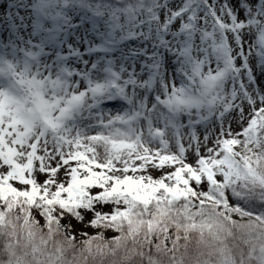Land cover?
Masks as SVG:
<instances>
[{"label":"snow or ice","instance_id":"snow-or-ice-1","mask_svg":"<svg viewBox=\"0 0 264 264\" xmlns=\"http://www.w3.org/2000/svg\"><path fill=\"white\" fill-rule=\"evenodd\" d=\"M0 264H264V0H0Z\"/></svg>","mask_w":264,"mask_h":264},{"label":"rangeland","instance_id":"rangeland-1","mask_svg":"<svg viewBox=\"0 0 264 264\" xmlns=\"http://www.w3.org/2000/svg\"><path fill=\"white\" fill-rule=\"evenodd\" d=\"M155 175H159V173H155ZM41 179H42V177H41ZM108 210H110L109 207H107V211ZM91 218H92L91 214H89L87 219L83 223H80V222L73 220L71 234L75 236V238H76L75 241L85 238V236L83 235V233H85V232L88 234V237L95 236L98 234V230L96 228H92V227L87 226V223L89 220H91ZM38 219H40L41 223L44 222L42 218L38 217ZM64 223H68V221H64ZM104 233L107 234L108 236L114 235L111 231H107V230Z\"/></svg>","mask_w":264,"mask_h":264},{"label":"trees","instance_id":"trees-1","mask_svg":"<svg viewBox=\"0 0 264 264\" xmlns=\"http://www.w3.org/2000/svg\"><path fill=\"white\" fill-rule=\"evenodd\" d=\"M233 203H234V201H233ZM259 205V202H257V206ZM105 211H107V207L105 208ZM232 219L233 220H236V221H238V222H245L246 221V219L247 218H241L239 215H237V214H233L232 215ZM98 230V232H100V231H103V232H105L106 230H100V229H97ZM107 231H111L114 235L113 236H116V235H118V233H116V232H114V231H112V230H107ZM107 233V232H106ZM104 236H105V239H108V240H110L113 236H108L107 234H105L104 233ZM85 239H87V237H85V238H83V239H80V240H76L75 241V244H76V246L79 248V247H81L82 246V241L83 240H85Z\"/></svg>","mask_w":264,"mask_h":264}]
</instances>
